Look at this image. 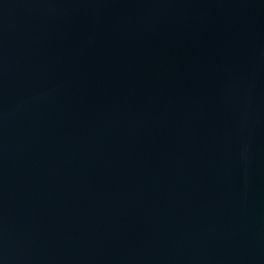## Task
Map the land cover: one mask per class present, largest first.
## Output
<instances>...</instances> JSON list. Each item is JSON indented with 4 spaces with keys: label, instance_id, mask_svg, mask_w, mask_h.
Here are the masks:
<instances>
[{
    "label": "water",
    "instance_id": "obj_1",
    "mask_svg": "<svg viewBox=\"0 0 264 264\" xmlns=\"http://www.w3.org/2000/svg\"><path fill=\"white\" fill-rule=\"evenodd\" d=\"M0 264H264V0H0Z\"/></svg>",
    "mask_w": 264,
    "mask_h": 264
}]
</instances>
